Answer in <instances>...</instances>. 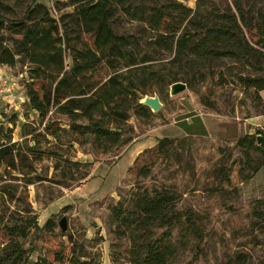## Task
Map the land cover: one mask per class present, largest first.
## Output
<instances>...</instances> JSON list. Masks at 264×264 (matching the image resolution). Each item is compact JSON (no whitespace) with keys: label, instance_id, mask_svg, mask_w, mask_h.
Here are the masks:
<instances>
[{"label":"rangeland","instance_id":"obj_1","mask_svg":"<svg viewBox=\"0 0 264 264\" xmlns=\"http://www.w3.org/2000/svg\"><path fill=\"white\" fill-rule=\"evenodd\" d=\"M39 1L58 20L72 11L69 0ZM233 2L185 0L182 4L193 10H221ZM111 25L118 34L138 38H144L143 30L147 29L143 22L122 14ZM156 56L158 67L170 59ZM66 60L70 62L69 57ZM232 67L230 61H216L204 68L186 65L178 76L186 79L180 81L187 89L171 96L167 85L160 97L162 106L155 112L144 105L145 109L135 107L145 95L157 94L153 83L143 87L150 88L146 94L140 87L135 98L127 96L134 109L127 111L129 117L121 123L118 139H96L90 133H77L66 116L49 113L41 119L21 100H25L31 81L28 64L0 65V81L14 83V94L21 97L13 105L4 99L0 102V143H15L16 149L28 156L27 162L26 158L18 162L17 169L0 164V215L11 220L33 217L22 242L28 264L41 257L51 260L56 249L68 246L69 235L95 262L136 264L128 233H121L113 222L110 207L136 189L149 191L162 186L175 192L176 208L190 212L199 230L192 234L184 221L173 226L170 235L163 234L165 229H156L154 238L172 245L173 255L166 264H264L262 155L250 152L249 163L235 146L239 137L252 134L259 136L256 144L264 153V137L257 134L264 132V104L255 101L252 90L244 91L229 75L238 71ZM160 134L176 139L164 144L162 152L140 156L137 166H147L149 175L137 177L128 168L129 151L120 155L133 140ZM63 216L65 232L58 226ZM48 219L55 224L51 232L43 228ZM3 245L0 236V249Z\"/></svg>","mask_w":264,"mask_h":264},{"label":"trees","instance_id":"obj_2","mask_svg":"<svg viewBox=\"0 0 264 264\" xmlns=\"http://www.w3.org/2000/svg\"><path fill=\"white\" fill-rule=\"evenodd\" d=\"M68 3L72 11L58 20L39 0H0V65L14 66L20 61L28 64L31 81L24 101L41 119L57 113L66 116L77 133H90L96 139H118V129L129 117L127 111L134 109L127 96L135 98L140 87L153 83L162 97L167 85L186 80L178 76L183 67L193 64L204 68L216 61L232 62V69L238 71L229 75L244 91L251 89L255 101L264 104L259 94L264 89V0H234L232 6L221 10H193L179 0ZM119 14L146 24L144 38L116 33L111 22ZM157 54L170 58L166 65L158 67ZM148 89L143 88V94ZM135 105L145 109L140 103ZM81 120L85 122L78 123ZM262 133L257 132L264 137ZM175 139H158L135 158L129 170L137 177H147L149 168L137 166L139 157L162 152L164 144ZM256 143L257 136L245 134L235 146L249 163L250 152L261 154L264 169V153ZM27 157L15 143H0V164L17 169L18 162L23 158L27 162ZM177 202L175 192L162 186L149 191L136 189L110 207L113 222L121 233H128L136 264H166L173 255L168 241L154 238L156 229H165L163 234L170 235L171 228L184 221L192 234L199 233L193 215L178 210ZM32 219L26 216L11 220L0 215L4 244L0 264H28L22 242ZM54 227L51 219L43 225L49 232ZM67 238L68 246H58L51 260L41 257L30 264H100L83 252L81 243L70 235Z\"/></svg>","mask_w":264,"mask_h":264},{"label":"crops","instance_id":"obj_3","mask_svg":"<svg viewBox=\"0 0 264 264\" xmlns=\"http://www.w3.org/2000/svg\"><path fill=\"white\" fill-rule=\"evenodd\" d=\"M260 96L264 99V89L261 90L259 92ZM201 121H202V124H203V127L205 129V131L207 130L208 131V125L205 123V119L204 118H201ZM205 131H202L201 133H192V134H182L183 136L184 135H198V134H202L204 133ZM181 135V136H182ZM163 136L160 134V135H149L147 138H137L135 140H133L132 142H130L126 148L123 150L122 155H124L125 153H127V151H129V159L131 160L128 168L133 164L135 158L146 148H150V147H153L158 139L162 138ZM127 168V170H128Z\"/></svg>","mask_w":264,"mask_h":264},{"label":"water","instance_id":"obj_4","mask_svg":"<svg viewBox=\"0 0 264 264\" xmlns=\"http://www.w3.org/2000/svg\"><path fill=\"white\" fill-rule=\"evenodd\" d=\"M186 89H187V85L185 82L177 81L169 86V94L171 96H175L177 94H180ZM139 103L141 105L149 107V109L153 112L157 111L162 106L160 97L157 94L145 95L139 100ZM257 140L259 143L260 141L259 136L257 137ZM58 226L60 227L62 232H65L67 230L66 218L64 216L58 221Z\"/></svg>","mask_w":264,"mask_h":264},{"label":"built area","instance_id":"obj_5","mask_svg":"<svg viewBox=\"0 0 264 264\" xmlns=\"http://www.w3.org/2000/svg\"><path fill=\"white\" fill-rule=\"evenodd\" d=\"M185 2V0H179ZM187 1H196V0H187ZM14 83H9L6 79H2L0 81V102L4 99L10 105L15 104L17 99H21V97L14 94ZM24 101V99H21ZM1 113V112H0ZM1 116V115H0Z\"/></svg>","mask_w":264,"mask_h":264}]
</instances>
